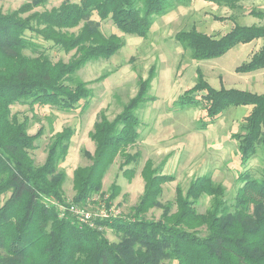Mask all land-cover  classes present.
Segmentation results:
<instances>
[{
    "label": "trees",
    "instance_id": "1",
    "mask_svg": "<svg viewBox=\"0 0 264 264\" xmlns=\"http://www.w3.org/2000/svg\"><path fill=\"white\" fill-rule=\"evenodd\" d=\"M189 1L64 0L59 7L27 16L49 0H32L6 13L0 9V198L8 195L0 206V264H264V167L260 177L247 169L259 150L264 157V93L215 88L197 69L194 86L174 102L176 110H205L199 129L209 128L231 108L252 107L242 131L230 136L238 143L244 168L232 201L222 183L204 174L195 177L186 191L177 186L174 202L163 203V186L175 177L162 170L165 161L155 166L148 159L141 170L144 191L131 217L92 224L80 222L67 210L62 215L61 206L68 205L63 188L67 174L59 165L68 156L75 130L67 127L57 132L44 163L38 165L31 151L44 131L30 134L29 118L20 121L13 113L16 104L72 111L84 102L87 108L92 89L78 72L90 62L112 58L125 46L121 36L106 35L100 22L110 19L123 35L147 38L157 18ZM215 1L235 8L240 0ZM249 14L264 18L262 10L251 9ZM174 39L192 60H212L239 45L264 42V25L235 23L220 37L192 26L177 32ZM45 43L75 53L67 62H54ZM260 69H264V43L236 72ZM155 76L153 65L147 78H139L136 95L114 119L101 113L90 133L95 151L85 153L91 164L75 169V195L70 203L88 206L94 195L101 194L107 196L109 206L119 194L116 184L104 193L103 179L118 157L123 160L121 169L137 166L141 160V151L129 149L141 138L138 111L157 99L150 95ZM135 167L124 169V175L131 179ZM203 196L211 200L201 213L197 206ZM153 208L163 209L161 217L147 219L146 213ZM106 229L118 234L119 240L110 241Z\"/></svg>",
    "mask_w": 264,
    "mask_h": 264
},
{
    "label": "rangeland",
    "instance_id": "2",
    "mask_svg": "<svg viewBox=\"0 0 264 264\" xmlns=\"http://www.w3.org/2000/svg\"><path fill=\"white\" fill-rule=\"evenodd\" d=\"M32 0H0V9L6 13L17 10L24 3ZM64 0H49L44 7L34 11L50 10L59 7ZM73 3L79 0H69ZM251 9L264 11V0H240L235 8L218 3L215 0H190L178 5L169 14L156 19L147 38L134 35H123L113 22L101 21V30L106 34H117L125 40V46L108 60L90 62L78 72V77L88 82L92 89L88 107L84 102L72 111L60 110L51 106L31 108L29 105L16 104L13 113L20 121L29 118V133L36 134L41 128L44 133L37 141V148L31 151L35 163H44L48 146L53 136L64 128L75 130L68 156L59 165L67 174L64 192L68 202L75 195L73 173L76 168L87 166L91 161L86 151L94 153L95 143L90 137L94 124L101 113L114 119L123 106L136 95L139 89V78H147L150 68L155 65L156 76L152 82L150 95L156 101L148 102L139 111L142 121L141 138L129 149L135 153L141 151L142 157L137 166L132 164L121 169L122 158L118 157L103 179V191L108 193L112 184L119 187V194L111 205L119 210V217H131L132 208L138 203L144 191V180L141 170L148 159L155 166L163 161L162 170L173 174L175 181L163 186V203L174 202L177 186L186 191L190 182L197 176L211 174L213 179L222 183L227 189V197L233 200L238 187L239 172L244 170L238 157V143L231 139L232 133L242 131V124L251 106L231 108L224 112L217 122L207 129L198 128V120L205 113L201 108L175 109L174 102L187 89L194 86L197 80V69L215 88H237L259 94L264 93V69L252 73H238L236 68L251 57L263 45L258 40L246 45H239L222 57L212 60H192L189 53L176 42L174 36L181 30L195 26L199 31L220 37L229 32L235 23L245 25H264V18L249 14ZM229 17H234L231 20ZM94 20H99L95 15ZM79 28L75 30L78 31ZM45 46L54 62H67L75 53H67L57 47ZM106 75V76H104ZM175 107V108H174ZM136 166V167H135ZM135 167V175L129 179L123 173L126 168ZM264 167V157L259 150L249 163L247 169L257 177ZM106 195L96 194L90 202L91 207L106 204ZM8 198H0V206ZM211 197L203 196L198 202V211L205 212L210 205ZM93 210V208H90ZM95 209V208H94ZM176 206L173 207V212ZM163 209L153 208L146 213L147 219H158ZM110 241H118L119 235L106 229ZM175 264V263H173Z\"/></svg>",
    "mask_w": 264,
    "mask_h": 264
},
{
    "label": "built area",
    "instance_id": "3",
    "mask_svg": "<svg viewBox=\"0 0 264 264\" xmlns=\"http://www.w3.org/2000/svg\"><path fill=\"white\" fill-rule=\"evenodd\" d=\"M62 215L65 214L66 210L72 213L80 222L93 223L96 220H111L118 218L120 215L119 210L113 205H100L97 207L80 206L68 202V205L61 206ZM90 208H93L91 210ZM95 208V209H94Z\"/></svg>",
    "mask_w": 264,
    "mask_h": 264
}]
</instances>
